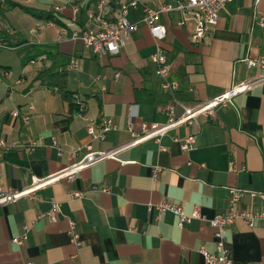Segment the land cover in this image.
<instances>
[{
  "label": "crops",
  "instance_id": "1",
  "mask_svg": "<svg viewBox=\"0 0 264 264\" xmlns=\"http://www.w3.org/2000/svg\"><path fill=\"white\" fill-rule=\"evenodd\" d=\"M57 1H0L17 18L9 26L11 33L0 21V40L6 43L0 46V138L25 145L42 141L30 152L23 147L0 150L3 189L26 187L32 176L56 174L82 157L90 140L86 125L100 114L112 117L117 127L103 140H91L94 149L129 140V122L139 131L143 122L166 120L159 108L167 96L149 57L156 43L147 27L139 24L119 53L97 55L70 38L72 29L90 25L85 14L92 0H83L74 15L70 5L54 10ZM109 5L115 12L117 0ZM37 10L52 17H36ZM141 14L140 8L131 9L128 18L138 21ZM262 14L264 0H232L200 42L190 39L188 13L174 10L160 16L166 36L159 45L183 104L217 96L261 71L244 59L264 58V27L258 25ZM72 61L75 66L67 68ZM115 72L120 76L114 80ZM180 112L176 106L175 113ZM22 115L29 116L27 122ZM197 119L199 126L180 124L158 141L122 150L117 159L91 164L71 179L52 180L35 191L37 197L0 206V264H206L198 248L216 251L209 219L225 209L228 188L242 190L246 206L264 211V82L217 107L213 119ZM192 133L191 150L172 139ZM155 166L161 169L153 179ZM74 190L84 195L72 198ZM51 201L60 203L56 220L37 218L51 208ZM160 202L178 204L185 214L198 208L202 218L179 225L175 214L164 212L157 219L147 204ZM69 220L76 222L77 243L67 233ZM24 224L27 237L17 244L13 239ZM224 235L233 264H264V220L248 227L238 219Z\"/></svg>",
  "mask_w": 264,
  "mask_h": 264
},
{
  "label": "built area",
  "instance_id": "2",
  "mask_svg": "<svg viewBox=\"0 0 264 264\" xmlns=\"http://www.w3.org/2000/svg\"><path fill=\"white\" fill-rule=\"evenodd\" d=\"M83 0H58L53 6L54 10L62 11L66 5L71 6L72 14L74 15L80 10V3ZM232 0H158L159 4L152 7L150 0H117L115 12L110 8V0H92L90 6L86 11V20L90 24L87 27L80 29H72L70 38L73 41H79L85 48L90 49L97 55H113L120 52L124 47L131 32L136 30L139 24L147 27L150 35L156 43L154 51L150 54V59L155 65V74L161 79V87L164 90L167 101L160 106L159 110L166 116L164 122H153L141 124L139 131H134L129 122L127 129L131 133V138L121 144L108 149H94L90 143L91 140H103L105 134L116 129V123L113 118L100 114L98 119L86 125L87 134L90 137L89 142L83 145L84 154L77 160H73L65 168L56 174H50L42 178L35 176L31 177L28 186L13 189H3L0 186V206L6 205L25 197H37L35 191L44 187L47 183L54 179L67 178L71 179L73 175L82 168L88 167L91 164L105 160L117 159V155L122 150L133 145L141 143L148 139L155 141L160 140L167 132L179 126L180 124H196L199 126L198 116L203 115L207 119L215 117L217 107H224L232 103L233 98L239 94L250 90L255 84L264 82V58L262 57H246L245 64L248 67H255L261 71L255 75L247 78L226 89L221 94L200 101L193 106H186L177 97L176 91L178 84L169 78V69L166 64V56L161 50L159 42L166 36V29L163 24L159 22V18L163 13L170 11H181L188 13L193 21V27L190 31V39L193 42H200L210 30L217 24L219 13L222 7ZM140 8L142 14L138 21H130L128 12L131 9ZM74 20V19H72ZM184 20H180L178 25H183ZM258 25L264 27V14L258 17ZM42 24L38 25L41 28ZM0 46L6 47V43L0 40ZM75 63L72 61L67 68L74 67ZM120 76L119 72H115L113 79ZM176 106L181 108L180 114L175 113ZM79 110L83 109V103L78 102ZM132 106L130 111V119L134 116L136 109ZM29 108H33L30 104ZM14 116L18 113L16 110L11 112ZM22 121L27 122L28 115H22ZM178 142L181 149L191 150L195 145V134H187L182 137L175 136L172 138ZM41 139L38 141H31L28 144H21L18 141L7 142L0 138V150L9 151L16 147H23L24 150L30 152L37 145L41 144ZM52 144L55 146L56 141L52 139ZM62 149L57 147V154H62ZM74 153L72 154V156ZM160 166L152 168L151 176L155 179L160 171ZM96 189V187H92ZM252 197L256 195L255 192L249 193ZM83 191H71L72 198L82 197ZM261 196L264 194H260ZM243 191L236 188H228L227 203L224 210L214 214L209 219V225L213 228V235L215 238V252H208L202 246L198 251L202 254L206 264H233V260L229 254V250L225 243V230L228 225L236 220H242L248 227H253L258 221L264 220V211H255L242 202ZM60 203L51 201V208L44 213H41L37 218L47 216L50 220H56V212L58 211ZM147 209L155 210V217L158 219L164 212H171L178 218V224L182 225L186 221L193 218H202L198 208H195L190 214H185L182 207L178 204L169 202H160L157 204L148 203ZM29 226L24 224L22 226V234L13 239L17 244H21L27 237ZM70 240L74 243L78 242V233L76 232V222L69 220V229L67 232ZM27 264H31L28 262Z\"/></svg>",
  "mask_w": 264,
  "mask_h": 264
},
{
  "label": "rangeland",
  "instance_id": "3",
  "mask_svg": "<svg viewBox=\"0 0 264 264\" xmlns=\"http://www.w3.org/2000/svg\"><path fill=\"white\" fill-rule=\"evenodd\" d=\"M0 1H2V0H0ZM86 15V14H85ZM2 18H3V20H2ZM16 17L15 16H13V12L10 10V7H3V3H1L0 2V21H1V23L2 22H4L5 24H7V26L9 27V26H11V27H13V25H12V23H14L15 24V22H17L16 21ZM13 20L15 21V22H13ZM16 27L18 28V26L16 25ZM19 29V28H18ZM11 29H10V27L7 29V32L8 33H11ZM18 31V30H17ZM9 35V34H8Z\"/></svg>",
  "mask_w": 264,
  "mask_h": 264
},
{
  "label": "trees",
  "instance_id": "4",
  "mask_svg": "<svg viewBox=\"0 0 264 264\" xmlns=\"http://www.w3.org/2000/svg\"><path fill=\"white\" fill-rule=\"evenodd\" d=\"M34 15L36 17H40V18H44L45 20H48L50 17H52V13L51 12H45V11H34Z\"/></svg>",
  "mask_w": 264,
  "mask_h": 264
}]
</instances>
